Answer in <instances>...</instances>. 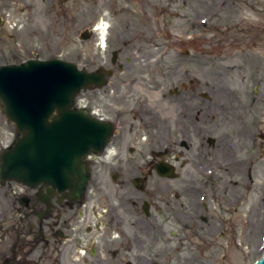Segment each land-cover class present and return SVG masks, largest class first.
Here are the masks:
<instances>
[{
	"label": "flooded vegetation",
	"instance_id": "af4514ba",
	"mask_svg": "<svg viewBox=\"0 0 264 264\" xmlns=\"http://www.w3.org/2000/svg\"><path fill=\"white\" fill-rule=\"evenodd\" d=\"M200 1L0 0V67L54 58L73 62L59 51L82 42L85 63H74L89 79L75 105L111 128L103 151L85 158L89 179L80 191L0 174V264H177L186 261L180 252L187 236L224 235L250 191L237 188L231 177L252 179L264 151L252 105L222 104L237 100L229 89L215 90L218 104L205 105L200 80L188 76L167 87L162 103L155 101L171 78L157 63L166 64L170 50L192 43L170 39L168 17L175 13L187 32L188 8L197 20ZM250 46L237 44L232 54L249 62V52H256ZM162 47L167 50L160 56H146ZM259 49V79L249 72L241 81L249 102L252 92L259 94L261 104H253L264 115V41ZM214 59L229 61L220 52ZM3 108L0 102V165L19 137L15 131L4 144L2 129L16 125Z\"/></svg>",
	"mask_w": 264,
	"mask_h": 264
},
{
	"label": "rangeland",
	"instance_id": "374dc122",
	"mask_svg": "<svg viewBox=\"0 0 264 264\" xmlns=\"http://www.w3.org/2000/svg\"><path fill=\"white\" fill-rule=\"evenodd\" d=\"M199 7L201 14L197 20L193 11L188 8L187 12L191 18L187 22V32L182 30V20L175 16V13L168 17L171 20L170 39L177 42L183 39L192 43L177 50H170V56L167 60L165 59L166 64L157 63L156 67L160 73L167 71L171 78L167 86L160 93H156L155 101L158 104L162 103L161 96L166 94L167 87L176 85L181 77L188 76L195 80L199 79L203 91L208 95L204 99L205 105L218 104L215 90L229 89L231 92L233 91L237 100L231 99L230 102H225L223 101L224 97L221 100L224 102L222 104H233L238 108H242L245 104H251L252 122L254 124V121L256 123L259 121L261 124L257 128L255 127V130L264 135V115L258 113L261 112L260 108L257 110L254 108V104H261L260 96L250 92L252 97L249 102L248 98H245L246 93L242 90L244 85L241 81V77L247 76L249 72L254 74L255 79H259L254 65L257 58V61H260L259 43L264 41V0H201ZM194 23L199 24L200 27ZM218 25L227 27H218ZM237 25L241 27L245 25L247 30L239 31L241 28H238ZM167 35L165 34V36ZM220 40L225 44L219 46ZM255 40L259 42H255ZM239 41L240 43H237ZM250 43V47L256 52H249V62L245 58L246 55H242L238 51L236 52L239 54H232L236 50L235 45L243 47ZM200 46L203 47V56L197 53ZM165 50H167L165 47L154 48L150 52H146V56H160L159 54ZM87 51L85 45L77 41L73 47L61 49L59 55L74 60L81 67L85 63L84 58ZM219 52L225 53L229 61L219 62L214 59ZM48 53V51L45 52L46 55ZM236 55L237 59L233 60ZM175 57L179 59H175ZM200 58L202 62L199 65L197 61ZM229 64L234 67L232 72L228 70ZM252 80L250 79L247 84ZM81 96L83 97V94ZM3 130H5L4 144L9 143L14 139L15 129L13 126L6 127L2 129V135ZM257 142H263L261 146H264V138L262 141L258 139ZM254 154L259 156V151H254ZM231 178L235 180L237 188L240 190L250 188V191L243 203L233 213V217L225 229L226 232L222 236H211L214 240L187 236V241L184 242V247L180 252L186 261L176 262L177 264H186V262L188 264H257L259 257L264 255V151L261 156L257 157L252 179H248L244 175H236ZM260 216L262 218H259Z\"/></svg>",
	"mask_w": 264,
	"mask_h": 264
},
{
	"label": "water",
	"instance_id": "95a60500",
	"mask_svg": "<svg viewBox=\"0 0 264 264\" xmlns=\"http://www.w3.org/2000/svg\"><path fill=\"white\" fill-rule=\"evenodd\" d=\"M88 79L74 61L57 58L0 67V102L19 134L2 154L1 178L75 191L84 187L89 179L85 158L93 150L101 153L111 134L110 127L75 107ZM257 264H264V255Z\"/></svg>",
	"mask_w": 264,
	"mask_h": 264
}]
</instances>
